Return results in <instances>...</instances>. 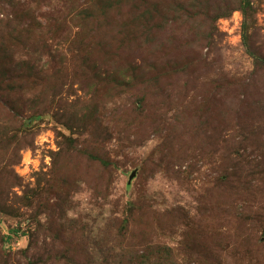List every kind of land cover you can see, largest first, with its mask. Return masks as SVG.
Segmentation results:
<instances>
[{"label": "rangeland", "instance_id": "374dc122", "mask_svg": "<svg viewBox=\"0 0 264 264\" xmlns=\"http://www.w3.org/2000/svg\"><path fill=\"white\" fill-rule=\"evenodd\" d=\"M16 1L0 13V81L30 82L10 96L21 116L0 115V264H264V68L241 0H127L120 24L174 28L119 54L87 45L95 0ZM251 3L264 58V0Z\"/></svg>", "mask_w": 264, "mask_h": 264}, {"label": "trees", "instance_id": "16d2710c", "mask_svg": "<svg viewBox=\"0 0 264 264\" xmlns=\"http://www.w3.org/2000/svg\"><path fill=\"white\" fill-rule=\"evenodd\" d=\"M107 1L109 3L108 5H106L105 2L101 0H95L87 9L80 12V17H82L84 21L88 20L90 22V26L93 27L94 33L100 34L99 39H90L89 41H87L88 47H91L92 49H94L95 54H97L98 52H103L104 50L106 51L109 50V48L111 47V43L115 41L117 42L116 53L118 54L119 52L125 51L127 49L134 50L135 52L136 51L141 52L143 50L150 48L149 46H151L154 43L155 38L157 36L156 34L158 32H159V40H160L162 37V34L165 31L174 28V26L171 25V19H165V18L161 19L160 17L149 19V18H146L144 15H141L139 16V18H133V19L139 20L140 23H142L143 21L146 24L141 26L142 27L141 29H130L128 24L126 25L127 19L125 21H122L124 23L120 24L121 22H118L119 20H117V18H123V17L112 16L113 13L114 15H116V13L121 12L120 8L127 0H107ZM196 1H197V4H201L198 0ZM18 3L16 0H0V13L3 7L14 8L16 7V4ZM240 11L244 17V23H243L244 45L246 46L247 51L249 52L251 57L254 59L255 65L257 66V68H264V58L258 56L252 50V47L250 46V43H249L248 31H249L250 26H248L249 24L248 22L251 18L254 17V10L252 8L251 0H241ZM219 18L220 17H218V19ZM0 22H1V25H0V33H1L3 23L2 21ZM103 30H109L110 36L107 37L106 35H102L101 32ZM113 31H117V34L115 35ZM153 31L156 33L153 34ZM0 39H3V38L0 37ZM83 48L85 49L86 47L83 46ZM101 56L102 57L104 56L106 57V59L111 61L110 60L111 56H108V55H101ZM83 57H84V60L86 59V61L82 63L83 66L81 65V67L91 68V69L95 67V62L92 60L93 58L92 56L85 55ZM101 69L102 68L100 67H96L94 71L96 72V74L100 76L102 75ZM117 70L120 71L122 70V68L119 67ZM130 72L131 74H134L135 76L130 77V78L127 77L126 75L122 76V79L124 78L126 82L129 80L131 81L130 86H127L124 84L119 85L118 82H120V79H118V77H115L113 81H110L111 84L114 86L113 91L115 93H119L118 91L122 89L124 90L128 88L132 89L134 84H136V82L139 81L137 80V71H130ZM130 72H128L127 74H130ZM103 74L106 75L105 73ZM117 74H119L118 71H117ZM96 80L102 81L101 83L108 82L107 80L99 79L97 75H95L91 79H88V82H92ZM29 82H30L29 76H26V77L17 76L16 78L11 79L7 82L0 81V115L8 113L11 117V120L13 118L14 120H17V118L21 116L20 109L19 111H17L16 108L11 105L9 100L11 98L10 96H12V94L18 91V88L21 87L20 85H23V86L28 85ZM228 87L230 86L228 85ZM214 89H220V86ZM37 109H39V107ZM35 116L37 117L40 116L39 111L35 113ZM0 125H1V121H0ZM12 141H18V137L14 136ZM22 144H24V141L22 142ZM18 150H20V148H18ZM81 154L93 161L100 162L103 165L108 166V163L105 162L104 159L100 158L94 153H91L90 151H82ZM3 178H4V173L2 172L0 174V179H3ZM149 250H152V248H150ZM160 255L161 253L159 254V257H158L156 253L148 252V254H146L143 257V260L141 259V257H139L138 261L141 264H160L159 259L163 260L162 257H160ZM167 264H172V260L171 259L167 260Z\"/></svg>", "mask_w": 264, "mask_h": 264}, {"label": "water", "instance_id": "95a60500", "mask_svg": "<svg viewBox=\"0 0 264 264\" xmlns=\"http://www.w3.org/2000/svg\"><path fill=\"white\" fill-rule=\"evenodd\" d=\"M136 172H134L133 174H132V176L130 177V181H129V184H131V182L134 180V178L136 177Z\"/></svg>", "mask_w": 264, "mask_h": 264}]
</instances>
